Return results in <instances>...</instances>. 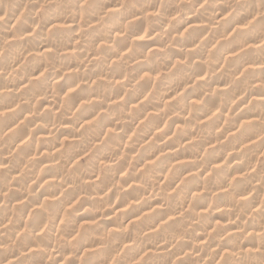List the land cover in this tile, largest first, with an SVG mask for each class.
<instances>
[{"label":"clouds","instance_id":"obj_1","mask_svg":"<svg viewBox=\"0 0 264 264\" xmlns=\"http://www.w3.org/2000/svg\"><path fill=\"white\" fill-rule=\"evenodd\" d=\"M0 264H264V0H0Z\"/></svg>","mask_w":264,"mask_h":264}]
</instances>
